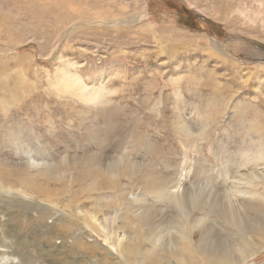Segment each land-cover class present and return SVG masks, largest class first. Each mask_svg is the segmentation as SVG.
<instances>
[{"label": "rangeland", "instance_id": "obj_1", "mask_svg": "<svg viewBox=\"0 0 264 264\" xmlns=\"http://www.w3.org/2000/svg\"><path fill=\"white\" fill-rule=\"evenodd\" d=\"M0 176V264H178L173 180L194 245L264 264V0H0Z\"/></svg>", "mask_w": 264, "mask_h": 264}, {"label": "bare ground", "instance_id": "obj_2", "mask_svg": "<svg viewBox=\"0 0 264 264\" xmlns=\"http://www.w3.org/2000/svg\"><path fill=\"white\" fill-rule=\"evenodd\" d=\"M28 161H30L31 166H34V165L39 166L40 165L39 163L35 162L32 159H29ZM112 171H114V170L112 169ZM37 175H39V174H37ZM132 176H135V173H132ZM0 177H2V176H0ZM161 178H163L164 181L158 182V181H153L151 179H148V180H142L141 183L144 184V188H149L150 191L155 192L156 189H158L159 187H162V190L166 189V187L169 185L168 183L170 182V180H173V179H171V177H166V176L161 177ZM54 179L56 180V177ZM79 179H80V177H79ZM181 181H182V179H181ZM28 182H29V180H28ZM174 182L176 183V186H177L176 191H174V193L176 192L175 194L166 196L165 193H162V191L160 192L159 189H158L159 193L156 194L157 200H162L164 197H166L168 200H170L171 204H172L171 209L175 211V215H172L170 217L168 223H170L172 226H175V227L178 226L177 231H178L179 235H178V238L177 237L176 238L170 237L169 240H167L168 242H172V249H170V251H169L170 255L175 259V261L178 264H200L201 262H204L205 264H236L238 262V259H240L241 256L236 255L234 248L231 249L228 245L225 244V242L219 241V238H220L219 236H217V237L215 236L216 238H214L213 236L215 234H213L212 231H210L208 229H207L208 233L206 235L205 234L201 235L197 241V244L194 245L192 243V241L190 239V236H192V233L190 231L191 224L190 225L188 224V212L193 210V209L194 210L197 209L198 211H202L203 207H204L203 203H205L204 201L209 197L208 196L203 197L202 194H204V192H202L200 194H196V193L191 194L190 193V194H188L189 195L188 196L186 194V191H185L184 197H182V199L178 198V196H176V195H177V192H179L178 189H179L180 182L178 183V181L176 182L173 180V181H171V184H174ZM154 185L157 186L155 190H154V187H152ZM242 185H243V183H242ZM169 189H170V187H169ZM226 195L222 196L221 194H218V195L213 196V203L216 204L215 205L216 208L218 207V202L219 203H226V201H225V199L227 198ZM251 196H253V195H251ZM261 207L264 210L263 205H261V206L254 205L253 209L255 212H259V209L262 210ZM198 208H202V209H198ZM210 209H211V211L213 210L212 214L214 213L215 214L214 216H217V218H219V222L222 221V224H225L227 226V228H232V229H227L228 231L234 232V230L237 228V230H236L237 234H235L236 237L238 234L242 233V231H241L242 229H245V227L242 226L243 225L242 223H244V221H239L236 218L235 214L233 212H231L230 210H227V209L222 210L221 209L218 212L213 207H211ZM249 209H251V207H249ZM147 212H148V214H145L144 216L136 219V221H135L136 225L135 224L130 225L129 221H124V224L126 225L127 229L132 231L133 235L135 236V239H138V242H144L145 240L148 242H153V245L156 248L157 243L159 244L160 242H163L161 239V235L156 236V234H151L149 236L147 235L146 236L147 238H146L144 234L142 235L139 233L140 228L143 227L141 221L145 220V224H146V221H148L151 217V216H149V217L147 216V215H150L151 212H149V211H147ZM255 214H257V213H255ZM258 214H260V213H258ZM206 215H208V213ZM198 225L199 224L197 222V223L193 224L192 226H193V228H196ZM227 230H226V232H227ZM238 239H239V242H242V244L239 242H237V244L242 245L243 247H246V252L244 253V255H247L248 257L252 256L253 254L256 253V251H255V253L252 252L253 248H259V247H261V245H264V242H263V244H259V242H257L253 247L252 246L253 244L246 242L243 238H238ZM174 240H180V241L174 242ZM158 247L159 248L162 247V244H159ZM139 251L140 250H137V249L132 250V253H131L132 257L131 256L127 257L128 262L130 264H136L135 262L137 260H139L138 264H142L141 260L143 259V257H142V259L141 258L139 259V256L141 255ZM184 252H185V256L183 255ZM133 254H135V257H133ZM130 258H132L133 260L135 259V260L132 261V260H130ZM145 258L151 262H157L158 261L157 256L155 254H152V253L151 254L148 253L145 256Z\"/></svg>", "mask_w": 264, "mask_h": 264}]
</instances>
